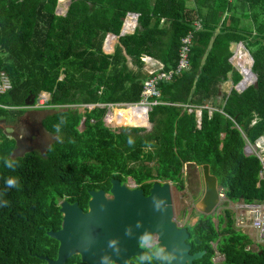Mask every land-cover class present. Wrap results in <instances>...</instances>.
<instances>
[{"label":"trees","instance_id":"obj_1","mask_svg":"<svg viewBox=\"0 0 264 264\" xmlns=\"http://www.w3.org/2000/svg\"><path fill=\"white\" fill-rule=\"evenodd\" d=\"M69 1L64 14H55L58 0H0V73L11 84L0 93V121H14L27 100L34 97L35 104L42 91L50 93L53 108L103 105L45 115L41 125L57 139L44 153L15 156L17 140L0 127V201L9 202L0 206V264H46L40 256L56 258L58 241L47 232L60 226L61 199L83 206L88 190L106 188L111 178L130 177L144 193L152 179L181 188L184 164H208L226 199L216 223L210 213L199 212L184 226L188 252L203 251L191 264H214L215 251L223 256L221 264H264V244L250 247L253 241L236 225L230 205L264 202L261 162L244 150L246 141L264 135V0ZM129 12L138 13L137 25L121 36ZM131 25L129 20L128 29ZM189 31V68L158 81L159 94L150 98L157 103L148 111L151 127H129L122 119L117 126H126L118 131L105 126L108 104L141 101L147 77L141 57L174 70L181 38ZM107 33L119 35L110 53L103 48ZM241 40L252 57L257 86L220 94V84L230 80L235 86L242 79L229 61L230 44ZM241 73L244 85L251 83L250 70ZM217 98V110L210 115L201 108L198 122L195 109ZM146 113L128 115L135 126H144ZM61 117L66 122L57 132ZM4 157L18 161L15 171L4 166ZM9 176L19 177V189L5 187ZM75 257L65 264H82Z\"/></svg>","mask_w":264,"mask_h":264},{"label":"water","instance_id":"obj_2","mask_svg":"<svg viewBox=\"0 0 264 264\" xmlns=\"http://www.w3.org/2000/svg\"><path fill=\"white\" fill-rule=\"evenodd\" d=\"M122 32L123 29L120 34ZM251 74L255 77L253 86L256 87L257 77L252 71ZM33 100L34 97L26 104H32ZM201 170L204 192L198 207L201 213L209 214L223 196L219 194L217 179L210 173L209 165L203 164ZM109 193L111 196L106 197L101 189L89 190L85 211L77 203L70 204L66 200L59 203L61 227L47 232L58 241L57 255L55 259L40 256L46 264H65L75 254L84 264H100L101 256L111 253L107 243L112 239H118L121 249L119 256H111L113 264H129L131 257L142 254L137 238L145 231L156 236L157 241L174 255L172 264H191L193 259L202 255L203 251L188 252L186 228L173 221L168 181H153L145 195L141 188H131L118 179H111ZM154 196L163 198L162 211L154 209ZM138 222L139 228L136 227ZM129 227L133 231L131 237L125 235V229Z\"/></svg>","mask_w":264,"mask_h":264},{"label":"rangeland","instance_id":"obj_3","mask_svg":"<svg viewBox=\"0 0 264 264\" xmlns=\"http://www.w3.org/2000/svg\"><path fill=\"white\" fill-rule=\"evenodd\" d=\"M69 3V0H58L57 4V13H65L67 10V4ZM132 27V25L130 26ZM109 41L106 42L105 46V51L106 52H111L114 49V45H116L117 42H119V39L117 38H109ZM242 41V40H241ZM243 42V41H242ZM113 43V44H112ZM245 44V42H243ZM236 43L232 42L229 46V50L231 52H234L236 49ZM242 62L244 63L242 65ZM232 63L236 66L238 71L241 73L242 68H248L251 73V68L253 65V60L251 55L249 54L248 50H244V54L240 56H233L232 57ZM242 74V73H241ZM230 78V77H229ZM232 82L228 80L227 82L220 84L219 85V92L221 93H229L231 87H232ZM126 107L129 106L128 104H134V105H140L142 106L143 104L141 102L138 103H119L116 105H107L106 106V111L102 116V121L105 126L108 128L118 131L121 127H125L126 125H119L118 121L120 119H125L127 121V115L128 112L124 113V108H114L113 113L114 118L112 119L109 117V119L106 120V115L108 114L109 110L112 112V106H118V107ZM220 104V98H217L215 101H207L206 104L204 105L205 108L209 109L211 112L213 109H215V106ZM215 105V106H214ZM90 106H95V104H70L69 107L63 106V107H57V108H42V109H34L32 107L24 108V112L22 114H19L17 116L18 121L16 122L14 120V123L16 126L7 127L5 128V133L7 136L13 137L17 140V145L16 149L14 152L15 156H22L24 152L29 151V150H36L40 153H44L47 147L57 139V134H52L44 130V128L41 125V120L45 117V115L52 113L54 111H59L62 109H74L78 113H83L85 109H89ZM197 113H199V110ZM119 112V113H118ZM122 112L124 115L122 116ZM129 117V122L130 125L129 127H146V129H149L151 127V124L148 121V124L145 126H133V123L131 121L130 116ZM122 119V120H123ZM200 119V118H199ZM112 120V121H111ZM3 121H0V123ZM129 124V123H128ZM79 126V125H78ZM11 128V129H10ZM81 128V127H80ZM79 128V129H80ZM149 165H152L150 162ZM181 178H182V187L181 188H176L173 183H171L168 180H163V181H168L169 186H170V199H171V206H172V218L173 221L177 226L184 227L185 225H191L196 217L197 214L200 212L199 210V199L202 197L203 192H204V183H203V177H202V170L201 166H195V165H189V164H184L182 171H181ZM129 179V184L134 182L132 178ZM149 181H159L163 182L162 180L158 179H152ZM225 197H220V200L215 207V209L210 213L212 216V220L214 223H216V216L218 214H221L223 212L224 207L226 206L224 204ZM254 204H259V203H254ZM245 205L241 202L239 205H232L233 209L235 210V214H239L241 212L245 211L244 208ZM264 210V208H263ZM238 227V226H237ZM245 233L249 235L253 243L250 244V247L253 249H256L259 244H264V242L259 243L258 241V235L255 230H253L251 227L246 226L244 228L238 227ZM156 237V236H154ZM154 240H157L154 238ZM214 248V243L212 244ZM212 262L214 264H221L223 263V256L218 254L216 251L212 257Z\"/></svg>","mask_w":264,"mask_h":264},{"label":"built area","instance_id":"obj_4","mask_svg":"<svg viewBox=\"0 0 264 264\" xmlns=\"http://www.w3.org/2000/svg\"><path fill=\"white\" fill-rule=\"evenodd\" d=\"M56 9L57 7L54 10L55 14H64V12L57 13ZM128 18L134 21V25H132L131 31H125L126 20ZM137 18H138V13H134V12L127 13V15L125 16L124 23H123L122 35H126L128 33L134 32L136 24H137ZM195 25L198 26L199 23L196 22ZM118 37L119 36L114 35L113 33H107L104 38L103 48L105 49L106 42L109 41L108 40L109 38L117 39ZM191 43H192V33L189 31L185 36L181 38V43H180L179 50H178V64L174 70L170 69L168 71H165L164 65L160 61L154 58H151L149 56H145V55L141 57L143 70L147 73V77L143 81V88L141 91V101L140 102L143 104L142 106H145L147 108V119H148V111L150 110L151 105L157 103L155 99L151 100L150 98L153 95L159 94L157 91L158 81L159 80L170 81V79L172 78L174 74H178L182 70H187L189 68L188 57H189V53L191 49ZM236 45H237L236 49L234 52H232V56L229 61L233 65L234 69L242 76V79L237 85L235 86L232 85L231 89L234 88L236 91L242 92L246 88H248L250 85H252L255 79H254V76L250 74L252 76L251 83H248L245 86H242V83L245 81V77L238 71L236 66L232 63V57L243 55L244 50H245V44L242 41H238ZM106 53H110V52H106ZM10 87H11L10 81L7 80V78L3 74L0 73V93L4 92ZM49 99H50V93L47 91H42L38 94L35 106L41 107V108L52 106L48 104ZM108 105H112V104H108ZM95 106L100 107L103 105L95 104ZM201 108L207 109L205 108V106L197 107L195 109L198 122H199V118L201 115ZM188 110L191 111L192 108L188 107ZM196 110H199V113H197L198 111ZM207 110H208V113L211 115V113L213 111H216L217 109H213L211 112L209 111V109ZM244 150L247 153H255V155L259 158L261 162V169L259 172V176L261 178H264V135L258 137L253 143L246 141V144L244 145ZM130 186L135 188V187H138V184L135 182H132ZM219 194L224 197L223 193H219ZM239 204L240 203H238V205ZM243 205H245L244 206L245 211L238 214L236 224L241 228H244L246 226L251 227L253 230L256 231L259 240L261 242L264 241V210H263L264 207L263 205L247 204V203H243Z\"/></svg>","mask_w":264,"mask_h":264},{"label":"clouds","instance_id":"obj_5","mask_svg":"<svg viewBox=\"0 0 264 264\" xmlns=\"http://www.w3.org/2000/svg\"><path fill=\"white\" fill-rule=\"evenodd\" d=\"M122 29H123V26H122ZM122 29H121V31H122ZM128 34H131V33H128ZM114 35H116V34H114ZM120 35L123 36L122 34H120ZM117 36H119V35H117ZM118 39H119V37H118ZM254 79H255V77H254ZM117 104H119V103H117ZM112 105H116V104H112ZM30 107H37V106H35V104L32 103V104H30ZM49 107L53 108V106H49ZM49 107H45V108H49ZM39 108H41V107H39ZM65 122H66L65 118L61 117L60 123L54 126L55 130L57 132H59L61 125L64 124ZM3 162H4V166L8 169H11L12 171H15L16 167L18 166V161L13 159V158L4 157ZM5 187L7 189H11V188L19 189L20 188L19 177H17V176L7 177L5 180ZM164 203L165 202H164L163 198L155 197V196L153 197V207L155 210L162 211L163 208L161 206L164 205ZM8 204H9V202L7 200L0 201V206L6 207V206H8ZM136 227L137 228L140 227L139 222L137 223ZM125 235L129 236V237H131L133 235V231H132L131 227L125 229ZM137 239H138L139 245L143 249L142 254L139 256V264H144L145 261L151 262L153 260L156 262V264H172L173 260L175 259L174 255L167 249L166 246L161 245L157 240H153V234L152 233L145 231L144 233L140 234V236ZM107 247H108V249L111 250V253L110 254L106 253L105 255L101 256L100 264H113L111 256H113V255L119 256L120 255L121 249L119 246L118 239L109 240L107 243Z\"/></svg>","mask_w":264,"mask_h":264},{"label":"flooded vegetation","instance_id":"obj_6","mask_svg":"<svg viewBox=\"0 0 264 264\" xmlns=\"http://www.w3.org/2000/svg\"><path fill=\"white\" fill-rule=\"evenodd\" d=\"M32 99V98H31ZM30 99V100H31ZM30 100H27L28 102L30 101ZM27 106H24V107H26V108H28V107H30V104H26ZM23 107V108H24ZM25 108V109H26ZM32 108H34V109H41V108H39V107H32ZM27 110V109H26ZM16 122L18 121V119H17V117H16V120H15ZM12 122V126H13V128H14V126H16V124L14 123V121H11ZM12 126H10L11 128H12ZM12 128V129H13ZM129 178V177H128ZM128 178H126L125 179V181H121V180H119V182L120 183H125L126 185H128L129 187H131L130 186V184H129V179ZM111 179H117V178H111ZM110 179V180H111ZM110 180H109V185L105 188H99V189H101V190H103V192H104V195L106 196V197H110L111 196V194L109 193V187H110ZM132 188V187H131ZM137 188H141L140 187V184H139V186L137 187ZM150 188V187H149ZM141 189H143V188H141ZM89 190H98V189H89ZM88 190V191H89ZM143 192H144V190H143ZM149 193V189H148V191L146 192V193H144L145 195H147ZM87 195H88V193H87ZM88 198H89V195H88V197H87V199H86V201H85V204L82 206L81 204H80V202L79 201H69L67 198H63V199H61L60 201H59V203L61 202V201H63V200H66L68 203H70V204H73V203H77V205H78V207H80L81 209H82V211H85L86 210V203H87V200H88ZM58 203V204H59ZM61 218H62V214H61ZM61 222H62V219H61ZM61 222H60V226H59V228L61 227ZM58 228V229H59ZM58 229H56V230H58ZM154 238H156V237H153V240H154ZM157 239V238H156ZM73 256H76L79 260H80V262H81V259H80V257H79V255H77V254H75V255H73ZM73 256H71V257H73ZM76 257H75V259H76ZM82 263V262H81ZM74 264H78L77 262H75V260H74ZM82 264H84V263H82ZM129 264H139V257L138 256H133V257H131L130 259H129Z\"/></svg>","mask_w":264,"mask_h":264},{"label":"bare ground","instance_id":"obj_7","mask_svg":"<svg viewBox=\"0 0 264 264\" xmlns=\"http://www.w3.org/2000/svg\"><path fill=\"white\" fill-rule=\"evenodd\" d=\"M130 19L128 18L127 20H126V26H125V31H128V30H132V27H130L129 29H128V26H127V24H128V21H129ZM131 22H132V25H134V21L133 20H130ZM113 44V43H112ZM244 83H245V81L242 83V86H245L244 85ZM129 106H126L125 108H126V113L127 112H129V111H142V110H147V108L145 107V106H140V105H134V104H128ZM123 105H121V107H122ZM116 107H118V106H112V112L109 110V112H108V114L106 115V120L107 119H109V117H111L112 119L114 118V114H116V113H113V109L114 108H116ZM124 114H122V116H123ZM146 116H147V113H146ZM123 119V118H122ZM110 120V119H109ZM123 120H125V119H123ZM112 121V120H111ZM126 121V120H125ZM127 121H128V126H131L130 125V122H129V117H128V115H127ZM146 124H148V121H147V123H145V125ZM144 125V126H145ZM133 126H135L134 124H133Z\"/></svg>","mask_w":264,"mask_h":264},{"label":"crops","instance_id":"obj_8","mask_svg":"<svg viewBox=\"0 0 264 264\" xmlns=\"http://www.w3.org/2000/svg\"><path fill=\"white\" fill-rule=\"evenodd\" d=\"M70 2V1H69ZM67 7H68V4H67ZM55 10V9H54ZM113 51V50H112ZM111 51V52H112ZM10 126H12V122L11 121H7V122H1L0 123V127H2L3 129L4 128H7V127H10ZM238 203H241V202H230V205L232 206V205H237ZM252 204H254V203H252ZM259 204H261V205H263V207H264V202L263 203H259ZM235 216L237 217L238 215L237 214H235ZM236 222H237V219H236ZM237 225V224H236Z\"/></svg>","mask_w":264,"mask_h":264}]
</instances>
